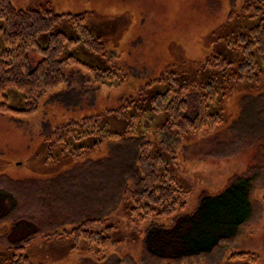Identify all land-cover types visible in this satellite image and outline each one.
Masks as SVG:
<instances>
[{"label":"rangeland","instance_id":"obj_1","mask_svg":"<svg viewBox=\"0 0 264 264\" xmlns=\"http://www.w3.org/2000/svg\"><path fill=\"white\" fill-rule=\"evenodd\" d=\"M254 1L11 0L19 10L84 16L85 25L103 44L109 59L81 44L68 55L95 70L118 67L127 77L118 89L108 90L92 84L87 68L68 66L63 71L67 83L45 94L33 117L0 115V264L15 254L9 250L12 241L33 232L38 235L32 236V245L23 254L30 264L116 260L121 264H173L156 262L143 252L147 229L168 226L172 218L150 216L139 223L130 217L132 203L115 192L113 175L119 169L114 158L115 151L124 148L122 142L100 141L101 151L94 147L99 140L94 137L70 144L68 150L47 142L52 131L68 121L100 116L101 131L125 138L128 131L155 147L166 116L152 115L150 102L166 93L172 75L192 87L186 97L187 116L195 110V89L215 83L220 95L212 111L223 120L213 132L171 143L175 162L164 155L167 174L185 204L183 213H192L201 196L218 195L239 177L248 176L253 184V215L239 234L218 254L179 264H264V73L255 72L250 79L246 74L239 80L237 62L242 49L236 45L239 35L264 18V3L256 16L243 14V8ZM57 32L78 38L67 24ZM37 43L45 48L48 35L39 37ZM216 56L230 63L224 71L209 65ZM39 61L36 53L30 54L29 70ZM6 97L10 108L24 109L21 94L10 89ZM128 103V114L133 116L129 130L123 117L108 113ZM82 147L88 148L82 159L70 156ZM89 218L104 219L101 229L113 228L110 237L119 243L114 251L90 255L84 242L76 245L72 239L44 238L70 232ZM238 254L243 259L229 261Z\"/></svg>","mask_w":264,"mask_h":264},{"label":"trees","instance_id":"obj_2","mask_svg":"<svg viewBox=\"0 0 264 264\" xmlns=\"http://www.w3.org/2000/svg\"><path fill=\"white\" fill-rule=\"evenodd\" d=\"M263 3L264 0H255L247 4L242 12L246 16H256L261 12ZM64 24L75 31L78 37L76 40L57 32ZM42 35H48L45 48L37 43ZM79 44L91 53L109 59L103 44L93 37L85 25L84 16L24 11L14 8L11 0H0V115L33 117L42 97L67 83L63 71L68 66L82 65L87 68L91 72L92 84L98 88L118 89L127 77L124 72L113 66L106 71H100L81 64L68 55ZM236 45L242 49V59L237 62L239 80L243 81L246 74V79H250L255 72L264 73V18L239 35ZM32 53H36L40 61L33 70H29V56ZM213 61L209 65L223 71L230 65L220 56L213 58ZM167 80L163 81L168 82L166 93L155 96L150 102L149 112L152 115L166 116L165 124L158 131L160 137L154 141L155 147L147 139L134 136V133L128 131L129 136L126 138L101 131L98 128L100 116L68 121L56 127L47 137V142L51 141V147L68 150L70 144L94 137L99 138L94 147L100 151V141L122 142L124 148L115 151L114 162L119 170L114 171L113 177L117 179L115 192L121 199L125 197L133 205L131 219L144 223L150 216L172 218L168 226L152 225L147 229L143 252L156 262L179 264L212 257L239 234L253 215V184L248 176L239 177L218 195L201 196L192 213H183L185 204L181 203V193L173 187L172 179L167 174L164 155L172 156V161L175 162L171 143L179 144L188 135L197 137L213 132L223 124L222 117L212 111L217 105L220 89L213 82L197 87L193 92L194 113L187 116L189 102L186 97L192 87L179 82L174 75ZM10 89L21 94L23 110H14L8 105L6 92ZM130 108L128 103L118 111L108 113L123 117L129 130L133 129V116L128 114ZM86 150L88 148L85 147L80 148L79 152L73 150L70 156L82 159ZM158 209L162 210L158 212ZM0 215L1 219L3 214ZM104 222V219L89 218L70 232H57L44 238L72 239L76 245L84 242L87 244L88 254L105 256L114 251L119 243L110 237L112 227L101 229ZM36 235L38 234L33 232L23 239L12 241L9 250L15 251V254L10 259H5L3 264H30L23 254L26 249H30L32 236ZM243 257V254L232 255L229 261ZM104 264L121 262L116 260Z\"/></svg>","mask_w":264,"mask_h":264}]
</instances>
